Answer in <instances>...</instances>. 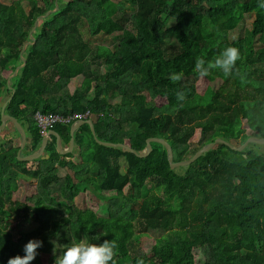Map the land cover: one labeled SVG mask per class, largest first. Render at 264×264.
Here are the masks:
<instances>
[{"label":"trees","instance_id":"1","mask_svg":"<svg viewBox=\"0 0 264 264\" xmlns=\"http://www.w3.org/2000/svg\"><path fill=\"white\" fill-rule=\"evenodd\" d=\"M261 4L264 0H123L110 15L106 0L0 1V125L12 96L5 113L26 130L21 156L42 144L38 112L65 117L90 112L96 131L94 136L89 125L80 127L73 151L65 155L51 136L44 154L49 158L29 170V162L19 160L20 146L5 147L21 141L8 122L7 133L0 135V264L24 255L31 239L42 241L31 264H42V253L55 264L73 244L106 240L116 242L115 264L138 259L264 264V145L237 149L250 137L264 139ZM249 14L255 15L253 28L232 41L230 33ZM205 18L213 35L204 33ZM105 40L111 49L99 48ZM187 43H192L189 58ZM230 46L241 53L232 74L199 94L196 59L203 58L207 68ZM173 74H182L181 80L173 82ZM77 78L82 88L71 92ZM178 92L185 99H177ZM148 95L164 106H152ZM73 124L50 128L64 149ZM198 131L201 138L194 144ZM219 138L231 146L218 143L186 168L172 170L161 144L142 157L150 139H162L172 146L176 163L187 162ZM97 140L126 144L140 156ZM23 177L36 182L37 193L14 201ZM83 193L97 202L96 211L78 206Z\"/></svg>","mask_w":264,"mask_h":264},{"label":"rangeland","instance_id":"2","mask_svg":"<svg viewBox=\"0 0 264 264\" xmlns=\"http://www.w3.org/2000/svg\"><path fill=\"white\" fill-rule=\"evenodd\" d=\"M1 2L5 3V4H11L14 0H0ZM123 0H106V6H107V9H108V12L110 15H113V12H114V9L116 7V5L121 2ZM130 13H133L134 10H132V8H130L128 10ZM255 20V15L254 14H249V15H246V18H245V21L240 25V27L238 29H236L235 31L231 32L230 33V38L231 40H236L237 38L241 37V36H244L245 33L249 30H251L253 28V22ZM172 23H170L169 25H171ZM128 28L131 29L132 31H134L136 33V29H135V25L133 23H129L128 24ZM81 31L83 33V36L86 37L87 34H88V26L87 24H84L82 27H81ZM204 33L206 35H213V25L212 23L210 22V20L208 18H205L204 19ZM99 45V48L101 50H107V49H111V43L107 42L106 40L105 41H102V42H99L98 43ZM191 45L192 43H187L184 45V49H185V56L187 58H189L191 56ZM3 74L5 76H10L12 74L11 71H5L3 72ZM224 81V75L222 72L218 73V72H210V77H207V76H204V77H200L198 82H197V90H198V93L203 95L206 90L209 88V87H213V88H217L220 86V84ZM82 85H83V81L81 78H77L75 79L73 82H71L70 86H69V90L71 92H74L76 89H81L82 88ZM148 98V102L152 105V106H155V107H162L164 106V102L160 99H156V100H152L149 95L147 96ZM4 103V99H2L0 101V108L2 107V104ZM119 116H121L119 114ZM12 127L10 126L9 127V130H11ZM15 132V131H14ZM3 133H7V130H5ZM201 138V132L198 131L196 136L194 137V140H193V143H197ZM1 141V139H0ZM21 145V141H19V139L14 142V143H11V144H7L5 147L6 149H10L12 146H20ZM25 149L23 150V153H25ZM75 161H78L77 159H74ZM27 168L29 170H34V169H37L39 168V163L35 162V161H32V162H29L27 164ZM123 171H124V168H123ZM22 182H20V186L18 188V190L14 193L13 195V200L14 201H23L25 198L27 197H30L34 194L37 193V190H36V182H31L29 181V179L27 177H23L22 178ZM127 192L125 191V194ZM148 192L147 191H144L143 192V197L145 198L147 195ZM112 193L110 192H107L105 193V195H111ZM76 203L78 204V206L84 210V211H87V210H92V211H96V209L98 208V204L96 201L90 199V197L86 194V193H83L81 194L77 200H76ZM24 228H28V224H23L22 225ZM42 264H52L49 260V255L46 254V253H42Z\"/></svg>","mask_w":264,"mask_h":264},{"label":"clouds","instance_id":"3","mask_svg":"<svg viewBox=\"0 0 264 264\" xmlns=\"http://www.w3.org/2000/svg\"><path fill=\"white\" fill-rule=\"evenodd\" d=\"M260 7H264V4H261ZM240 59L239 48L230 46L224 49L213 61H208L207 68L204 67L205 60L198 57L195 62V71L199 76L204 77L210 74L209 69L219 68L225 76H230L236 62ZM181 78L182 74H173L170 77L173 82L180 81ZM176 98L185 99V93H176ZM41 244L42 241L40 240H29L24 246V255L10 257L7 264H31L37 255L36 249ZM116 248L115 240H106L100 245L86 242L73 244L64 251L62 258L55 260V264H109L110 261L115 264ZM136 264H144V260L138 259Z\"/></svg>","mask_w":264,"mask_h":264},{"label":"water","instance_id":"4","mask_svg":"<svg viewBox=\"0 0 264 264\" xmlns=\"http://www.w3.org/2000/svg\"><path fill=\"white\" fill-rule=\"evenodd\" d=\"M57 10H58V7H56V9L54 11H57ZM37 24H38V22H36V26H37ZM31 39L33 40L32 33H31ZM21 68L22 67H19L15 71V73L12 75V77L15 76L16 73L18 72V70L21 69ZM8 83H10V80L8 81ZM11 99H12V96L9 98V100L4 104V106L2 108L0 135L6 130L7 124H8L9 121H11L15 125L16 129L19 131V133L21 135V145H20V149L18 151L19 160H21V161L32 162V161H37L40 158H42V159L49 158V155H44V154H45L46 147H47V145L49 143L50 137L53 136V135L57 137V148H58V151L61 154H64V155L68 154V153H71L73 151V149H74V146H75V138H74L75 132L80 127H82L83 125H86V124L90 126V128L92 130V133L94 134V136H96V131H95L93 120L92 119L81 120V121H78V122L74 123L72 125V127H71V130H70L71 141H70V145H69L68 148H66V149L62 148L60 135L57 132H55L54 130L51 129V130H49L48 135L43 138L42 144H41L40 148L36 152H34V153L30 154V155H27V156H21L23 150L25 149V147L27 145V141H28L27 133H26V130L24 129V127L22 126V124L18 121V119H16V118H14V117H12V116H10V115L5 113V109H6L8 103L10 102ZM97 142L99 144L103 145V146H106V147L123 148V149H125V151H127V152H129L131 154H134L136 156H140L137 152L132 150L130 147L126 146V144L112 143V142H103V141H100V140H97ZM154 143L161 144L168 150V155H169L168 162H169L172 170H175V169H178V168H186V167H189V166L193 165L199 159H201V157L203 155L211 152L218 143H224V144H227V145L231 146V144L229 142H227L224 139L219 138V139L209 143L207 146L202 148L200 151H198V153L190 161L182 162V163H176L175 162V153H174V150H173L172 146L168 142H166L165 140H162V139H150L147 142V149H146V153L142 156L143 158H146V157H148L151 154L152 145ZM250 143H256V144L264 145V139L258 138V137H250L248 139V141L243 146H241L240 148H237V149L238 150H244Z\"/></svg>","mask_w":264,"mask_h":264},{"label":"built area","instance_id":"5","mask_svg":"<svg viewBox=\"0 0 264 264\" xmlns=\"http://www.w3.org/2000/svg\"><path fill=\"white\" fill-rule=\"evenodd\" d=\"M91 117V113L87 112L85 114H73L70 116H62L59 114H41V113H36L35 115V120H36V124L40 129L41 134L45 137L48 135V132L50 130V128L54 125L57 124H70L72 122L76 123L78 121L81 120H87L90 119Z\"/></svg>","mask_w":264,"mask_h":264}]
</instances>
